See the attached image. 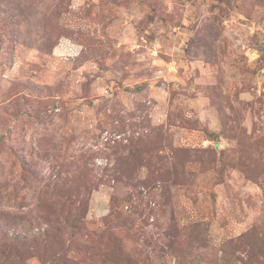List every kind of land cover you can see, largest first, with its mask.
I'll list each match as a JSON object with an SVG mask.
<instances>
[{"label":"rangeland","instance_id":"obj_1","mask_svg":"<svg viewBox=\"0 0 264 264\" xmlns=\"http://www.w3.org/2000/svg\"><path fill=\"white\" fill-rule=\"evenodd\" d=\"M0 264H264V0H0Z\"/></svg>","mask_w":264,"mask_h":264}]
</instances>
